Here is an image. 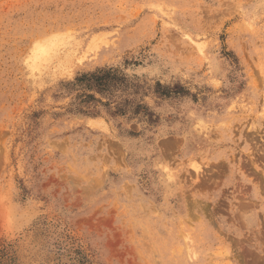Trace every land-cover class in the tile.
Here are the masks:
<instances>
[{"label": "rangeland", "instance_id": "1", "mask_svg": "<svg viewBox=\"0 0 264 264\" xmlns=\"http://www.w3.org/2000/svg\"><path fill=\"white\" fill-rule=\"evenodd\" d=\"M0 264H264V0H0Z\"/></svg>", "mask_w": 264, "mask_h": 264}, {"label": "bare ground", "instance_id": "2", "mask_svg": "<svg viewBox=\"0 0 264 264\" xmlns=\"http://www.w3.org/2000/svg\"><path fill=\"white\" fill-rule=\"evenodd\" d=\"M258 165V164H257ZM251 166V165H250ZM246 174V173H245ZM254 182V181H253ZM249 187V186H248ZM133 224V223H132ZM129 231V230H128ZM144 243V242H143ZM248 255V254H247ZM251 256V255H250ZM252 262V261H251Z\"/></svg>", "mask_w": 264, "mask_h": 264}]
</instances>
